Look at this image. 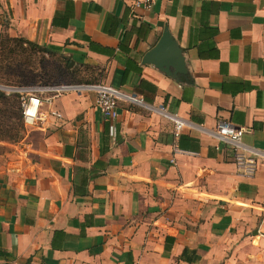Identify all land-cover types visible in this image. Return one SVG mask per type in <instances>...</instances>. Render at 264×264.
I'll list each match as a JSON object with an SVG mask.
<instances>
[{
	"label": "crops",
	"instance_id": "1",
	"mask_svg": "<svg viewBox=\"0 0 264 264\" xmlns=\"http://www.w3.org/2000/svg\"><path fill=\"white\" fill-rule=\"evenodd\" d=\"M132 1L0 0V36L149 108L119 103L107 123L70 94L26 128L0 168V264H264V0ZM164 30L175 78L142 63ZM217 121L243 130L237 155Z\"/></svg>",
	"mask_w": 264,
	"mask_h": 264
},
{
	"label": "built area",
	"instance_id": "2",
	"mask_svg": "<svg viewBox=\"0 0 264 264\" xmlns=\"http://www.w3.org/2000/svg\"><path fill=\"white\" fill-rule=\"evenodd\" d=\"M155 0H133L132 7L148 8ZM8 93L15 94L18 97V105L21 113V121L24 128L37 127L47 118L56 120L61 119L59 113L51 109L53 101L64 95H82L92 94L94 96V105L98 109L103 121L109 123L116 119V109L119 103L149 108L144 104L142 98L133 94L125 93L109 84L90 83V84H60V85H42V86H22L8 88ZM158 114L173 125L172 135L178 137L183 124L175 116L168 114L161 106L157 109ZM109 134L113 133V127L108 126ZM243 130L234 127L223 121H217L214 126L213 137L218 142L231 147L236 153L239 149V143ZM240 157L236 156V159ZM264 170V164H263Z\"/></svg>",
	"mask_w": 264,
	"mask_h": 264
},
{
	"label": "rangeland",
	"instance_id": "3",
	"mask_svg": "<svg viewBox=\"0 0 264 264\" xmlns=\"http://www.w3.org/2000/svg\"><path fill=\"white\" fill-rule=\"evenodd\" d=\"M2 52L0 54V94L6 99L12 95L7 92L9 91L8 88L90 84L95 81V75H97V69L94 67L74 64L69 56L53 50L41 52V50L25 44L3 41ZM3 109L9 112V107H3L0 103V110ZM6 117V121L3 122L4 125L11 123L14 128L18 125L15 118L11 119L7 114ZM25 130L26 128L23 127V135ZM19 142L14 143L7 140L4 135H0L1 169L15 160L16 146Z\"/></svg>",
	"mask_w": 264,
	"mask_h": 264
},
{
	"label": "water",
	"instance_id": "4",
	"mask_svg": "<svg viewBox=\"0 0 264 264\" xmlns=\"http://www.w3.org/2000/svg\"><path fill=\"white\" fill-rule=\"evenodd\" d=\"M179 51L174 49L168 39V33L164 30L156 44L149 49L142 58V63L153 64L165 74L177 77L184 73Z\"/></svg>",
	"mask_w": 264,
	"mask_h": 264
},
{
	"label": "trees",
	"instance_id": "5",
	"mask_svg": "<svg viewBox=\"0 0 264 264\" xmlns=\"http://www.w3.org/2000/svg\"><path fill=\"white\" fill-rule=\"evenodd\" d=\"M5 42H12V43H19V44H25L32 48H37L38 50H41V52H45L47 49L44 47H40L34 43H31L29 41L20 39V38H8L6 36H0V54L2 52V43ZM0 103L3 107H9V112H7L6 109L0 110V135H4L7 140L12 141L14 143L21 141L23 138V125L21 123V113L18 105V97L15 94H12L10 98L6 99L3 97L2 94H0ZM6 114L9 115V117L15 118L16 121H18V125L14 128L12 124L4 125L3 122L6 121L7 117Z\"/></svg>",
	"mask_w": 264,
	"mask_h": 264
}]
</instances>
